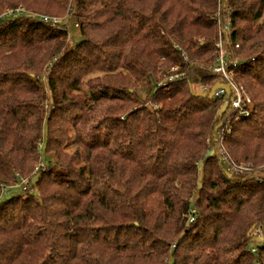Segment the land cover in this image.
I'll use <instances>...</instances> for the list:
<instances>
[{"label":"trees","instance_id":"16d2710c","mask_svg":"<svg viewBox=\"0 0 264 264\" xmlns=\"http://www.w3.org/2000/svg\"><path fill=\"white\" fill-rule=\"evenodd\" d=\"M7 7L28 12L0 19V264H264V0ZM220 37L247 114L193 90L223 83ZM173 65L184 77L158 85ZM225 125L229 160L249 170L221 160Z\"/></svg>","mask_w":264,"mask_h":264},{"label":"built area","instance_id":"2783aa9c","mask_svg":"<svg viewBox=\"0 0 264 264\" xmlns=\"http://www.w3.org/2000/svg\"><path fill=\"white\" fill-rule=\"evenodd\" d=\"M25 13L23 8H6L0 15L7 16H16L19 14ZM41 17L48 21L50 20L52 24L59 22V20L55 17H49L45 15H41ZM226 33H230V21L226 18L225 23L223 25ZM216 44V58L215 62L210 66L211 72L217 74L223 80L217 87L207 88L206 86H201L200 89L202 92L208 91L211 97H216L224 100L225 105L227 106L226 117H230L235 113L247 114L251 109V100L249 96L245 93L242 87L235 81L234 78V70L233 67L236 65L237 60L232 59V57L228 54L227 48L223 43L221 37L217 40ZM185 72L179 69L178 65H173L169 68L168 74L158 82V85H162L177 79L184 77ZM229 131V126H218L215 130V140L218 146V152L220 154L221 160L226 164L228 171L230 172H241L245 170H249L248 165L236 164L233 161L229 160L228 155L224 149L222 144V139L224 133ZM21 184H23V188L26 187V181L24 178H21ZM195 218V214L193 212L189 213L188 220L192 221ZM253 234L258 236L261 239H264V231L262 228H256L253 231Z\"/></svg>","mask_w":264,"mask_h":264},{"label":"rangeland","instance_id":"374dc122","mask_svg":"<svg viewBox=\"0 0 264 264\" xmlns=\"http://www.w3.org/2000/svg\"><path fill=\"white\" fill-rule=\"evenodd\" d=\"M14 8H23V7H14ZM9 9H11V8H9ZM23 9H24L25 13L28 12L25 8H23ZM25 13H23V14H25ZM38 15H45V16H49V17H55V18H57L59 20V22H63L65 20L64 19V16L65 15L63 13H57L55 15H52V14H50V15H48V14H38ZM59 22H57V23H59ZM67 30H68V34H69L70 43L71 44H75L79 40V30H78L77 26L73 24V21H70L68 23ZM197 39L199 41H203V38L202 37H198ZM217 40H219V39H217ZM193 90L195 92H197V93H201V89H200L199 86H195L194 85L193 86ZM154 106L157 107L158 105L157 104H154ZM218 116L221 117V112H219ZM87 126L88 125L82 126V130L81 131L83 132L84 135H87L89 133V127H87ZM43 146H42L41 152H43ZM22 178H24V177H22ZM201 178H202V162H199V164H198V174H197V182H198V185L201 182ZM24 179H25V181L27 183V180H26L27 178H24ZM11 190H12L13 193H16V192H19L20 191V188L19 187H13Z\"/></svg>","mask_w":264,"mask_h":264}]
</instances>
